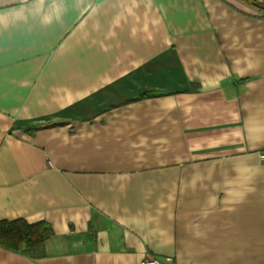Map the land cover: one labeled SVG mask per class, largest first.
<instances>
[{"label": "crops", "instance_id": "0c3cea01", "mask_svg": "<svg viewBox=\"0 0 264 264\" xmlns=\"http://www.w3.org/2000/svg\"><path fill=\"white\" fill-rule=\"evenodd\" d=\"M262 153L256 6L0 0V264H264Z\"/></svg>", "mask_w": 264, "mask_h": 264}, {"label": "trees", "instance_id": "16d2710c", "mask_svg": "<svg viewBox=\"0 0 264 264\" xmlns=\"http://www.w3.org/2000/svg\"><path fill=\"white\" fill-rule=\"evenodd\" d=\"M244 1L258 6L256 0ZM48 235L49 228L42 223L29 224L22 219L0 220V246L31 258L44 255V241Z\"/></svg>", "mask_w": 264, "mask_h": 264}, {"label": "built area", "instance_id": "2783aa9c", "mask_svg": "<svg viewBox=\"0 0 264 264\" xmlns=\"http://www.w3.org/2000/svg\"><path fill=\"white\" fill-rule=\"evenodd\" d=\"M261 158L264 159V153L261 154ZM169 262H171V259H167ZM140 264H166L164 260H161L156 257H146L144 258Z\"/></svg>", "mask_w": 264, "mask_h": 264}, {"label": "rangeland", "instance_id": "374dc122", "mask_svg": "<svg viewBox=\"0 0 264 264\" xmlns=\"http://www.w3.org/2000/svg\"><path fill=\"white\" fill-rule=\"evenodd\" d=\"M255 2H256V4H257L258 6H260V7H262V8H260V7H258V6H256V7L259 8V9H261L262 11H264V0H256Z\"/></svg>", "mask_w": 264, "mask_h": 264}]
</instances>
